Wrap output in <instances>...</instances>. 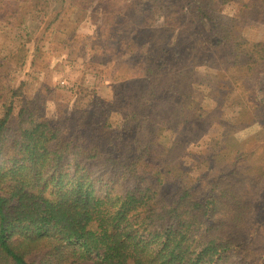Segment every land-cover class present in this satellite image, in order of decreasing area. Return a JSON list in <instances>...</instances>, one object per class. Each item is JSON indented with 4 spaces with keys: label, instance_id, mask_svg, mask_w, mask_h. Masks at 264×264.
Segmentation results:
<instances>
[{
    "label": "trees",
    "instance_id": "obj_1",
    "mask_svg": "<svg viewBox=\"0 0 264 264\" xmlns=\"http://www.w3.org/2000/svg\"><path fill=\"white\" fill-rule=\"evenodd\" d=\"M67 1L31 0L28 13L11 7L0 16L26 37L17 53L0 59V264H264V242L251 225L264 209V170L245 166L253 143L240 133L254 125L264 131V105L250 97L261 64L219 76L206 40L203 48L179 47L176 65L150 61L146 48H162L178 33L180 44L194 27L197 0H174L162 29L148 24L145 33L143 26L120 33L118 44L141 67L109 79L136 93L146 86L150 103L119 125L117 146H106L91 135L111 127L104 101L50 121L25 104L22 89L1 86L8 61L24 53L25 66L28 46L37 51L48 39ZM138 9L130 8L133 19ZM198 67L215 78L198 84ZM224 89L230 103L222 105ZM236 92L250 98L234 99ZM168 131L176 140L158 158Z\"/></svg>",
    "mask_w": 264,
    "mask_h": 264
},
{
    "label": "rangeland",
    "instance_id": "obj_2",
    "mask_svg": "<svg viewBox=\"0 0 264 264\" xmlns=\"http://www.w3.org/2000/svg\"><path fill=\"white\" fill-rule=\"evenodd\" d=\"M30 1L0 0L1 20L5 18L4 9L7 8L15 7L18 11L28 13L32 8ZM239 1L249 4L250 7L243 11ZM173 3L174 0H69L64 15L52 28L48 39L40 44L37 51L32 43L28 46L30 50L28 56L31 54L32 60L28 59L23 68L20 67V63L25 57L24 53L8 61L1 86L8 93L13 89H22L25 104L36 108L41 116L50 121L63 120L66 112L71 113L74 108H85L94 99L104 101L111 105L110 112L107 116L104 115L105 121L111 127L99 130L95 128L91 135L106 146H117L120 137L119 125L138 114L150 103L147 99L146 86L136 93L123 83L114 84V81L109 79V76L119 77L115 71L119 72L122 69L127 73L136 74V68L141 67L139 62V66H136L134 55L125 51L126 45L118 44L122 40L120 33L130 26L136 27L137 30L143 26L141 30L145 33L148 26H144L148 24L162 29L166 21L165 13L171 11ZM179 3L177 10L181 8ZM196 4L194 6L196 12L191 21L194 27L189 30L183 42L178 43V33L162 48H146L150 61L159 65H176L175 56L179 47L191 49L194 44L200 43L198 48H203L204 40L211 41L214 49L209 59L216 62L218 68L222 70L218 73L219 76L226 78L229 69L235 67L252 63L261 64L255 74L257 76L254 78L250 97L251 103L264 105L262 1L197 0ZM136 6L139 8L137 13L139 12L141 16L136 13L137 16L133 19L129 10ZM43 21L44 18L40 19L38 25L43 27ZM5 23L0 21V59L11 56L13 52L17 53L21 48L19 45H23L26 39L18 29ZM71 37L74 42L66 45V41ZM206 56L203 52V57ZM134 67L136 68L133 69ZM103 70L108 71L106 77L102 75ZM194 75L200 85H206L207 81L215 78V72L205 67L195 69ZM140 79L143 82L144 79ZM219 92L222 94L219 98L220 103L229 104L230 101L222 99L228 95L227 89ZM235 95L237 97H233L234 99L250 98L240 92H236ZM123 96L125 100L121 99ZM119 97L120 102L117 101ZM199 99L201 100V97ZM16 103L20 105L23 102L18 99ZM254 126L240 133L243 139H250L253 143L250 153L244 158V164L253 172H259L264 170V131L259 126ZM193 131L184 133L185 137L193 134ZM175 136L171 131L164 134L158 158L171 147L176 140ZM251 225L254 236L264 242V209L259 210ZM38 259L39 257H32L29 262H38Z\"/></svg>",
    "mask_w": 264,
    "mask_h": 264
}]
</instances>
